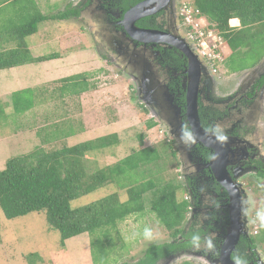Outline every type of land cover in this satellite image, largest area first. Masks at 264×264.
Returning <instances> with one entry per match:
<instances>
[{
    "label": "rangeland",
    "instance_id": "1",
    "mask_svg": "<svg viewBox=\"0 0 264 264\" xmlns=\"http://www.w3.org/2000/svg\"><path fill=\"white\" fill-rule=\"evenodd\" d=\"M82 1L36 0L35 7L44 16H53L63 12L69 5L74 8L81 5ZM193 1L195 0H173L171 7H174L178 15L182 3L191 6ZM0 15L8 16L1 22H12L14 28L22 26L30 19L26 13L20 12V5L17 4L4 7ZM115 17H111L114 18L110 21L112 25L109 24L111 18L108 21L101 20L100 15L91 16L88 12H83L79 20L44 22L39 26L36 35L27 38L25 45L27 47L23 46V49L29 51L34 59L50 55L56 58L41 63H47L46 65L23 66L0 72V113L3 111L2 114L5 116L0 114V171L4 169L8 159L29 154L37 148L53 149L65 145L71 147L116 134L119 145L86 156L89 162L88 168L96 173L113 165H127L131 177L124 179L120 184H108L78 198L72 202V208L91 204L111 194L117 195L120 202H126L131 198L130 192L133 195H142L146 201H149L152 199V192L163 187H166L168 192H175L178 202L185 201V198L190 197L187 193L188 187H185L186 172L182 169L180 160L173 159L170 150L168 151V147L163 144L168 140L171 141L172 137L170 134L165 135V130L157 122V118L151 117L148 112H143V110L148 111L146 105L150 99L145 101L147 96L137 95L135 82L124 70L122 62L117 61V57L113 55L111 50L113 47L109 43L112 39H109L108 35L106 38L103 36L102 26L119 32L116 29ZM118 24L121 25V22ZM133 48L132 46L129 49L131 57H136L144 63L146 58L136 51L133 52ZM99 51L109 58L112 55L116 61L107 63L101 59ZM229 54L230 51L224 44L222 48L224 62ZM224 62L223 65L222 63L215 65L217 72L214 77L216 83L221 85L220 89L233 88L238 81L246 80L253 71L231 75L226 72ZM263 62L264 59L261 63ZM79 75H89L86 82L90 88L80 95L69 91L65 93L63 88L66 87L69 88L68 90H76L67 79ZM30 88L34 89L36 96L38 95L37 103L25 114L15 116L9 106L11 96L15 92ZM260 98L259 109H253L250 115L254 117V123L261 124L257 126V130L263 133L264 89ZM150 121L154 123V127L149 129L147 126ZM54 125H57L61 132ZM55 129L58 135L54 136L52 131ZM63 129L69 133L67 134ZM139 134L144 135L142 145L135 140ZM146 147H156L159 151H164L166 153L164 160L156 165V168L136 169L131 151ZM259 151L256 152L259 154L258 160L264 164V138ZM237 182L241 185L244 196L251 199L255 205L264 203V181L256 175V170L242 171L238 175ZM185 216L183 230L188 228L192 210ZM253 216L254 211L246 217L245 229L247 225L252 232L254 227H257L259 232L264 228L252 222ZM141 221L153 223L158 229L159 235L154 241L128 239V234L138 230V225L142 228ZM110 237L112 247H110L109 260L112 264L134 263L143 256L148 246L172 242L168 232L148 211L143 215L127 218L119 224L118 230L112 232ZM89 241L87 235H82L67 241L62 247L58 232L49 228L42 213H33L8 221L0 209V264H28L29 255H37L35 264H92ZM257 245L259 247L256 252L264 259V244ZM185 262L209 264L202 255L193 252L178 254L175 260L168 259L162 264Z\"/></svg>",
    "mask_w": 264,
    "mask_h": 264
},
{
    "label": "trees",
    "instance_id": "2",
    "mask_svg": "<svg viewBox=\"0 0 264 264\" xmlns=\"http://www.w3.org/2000/svg\"><path fill=\"white\" fill-rule=\"evenodd\" d=\"M122 1L120 10L126 12L142 0ZM9 3L10 6L20 5V12L26 13L30 19L22 26L14 28L12 22H1L8 16L0 15V36L9 35L12 38L7 39L17 42L14 48L7 49L5 45L1 46L4 42L0 39V72L54 60L56 57L53 55L34 59L23 46L27 47V38L36 35L42 23L68 21L77 17L78 11L69 5L63 12L44 16L34 6L33 0L0 1V5ZM192 7L210 24L206 30L217 32L228 47L230 54L224 62L228 74L242 73L261 63L264 59V0H195ZM231 19L239 21V29L230 28ZM100 57L109 63L104 56ZM88 76L79 75L67 79L76 90L62 88L65 93L69 91L76 95L83 94L90 88L86 82ZM36 101L38 95L31 90H25L15 92L11 96L9 106L12 113L19 116L34 108ZM2 113L3 111L1 116ZM54 127L58 128L57 125ZM147 127H154V123L150 121ZM58 131L61 132L59 128ZM52 135H58L56 129L52 131ZM135 140L142 145L144 135H137ZM117 145L118 136L111 134L71 147L65 145L53 149L37 148L29 154L7 160L4 169L0 171V209L4 218L10 221L29 214L42 213L49 228L58 232L62 247L73 238L87 235L90 238L92 264H112L109 260L111 233L116 232L119 224L127 218L143 215L147 211L154 215L171 239H187L190 229L184 235L182 225L189 205L187 201L178 202L175 192H168L166 187L152 192V199L149 201L142 195H133L130 192L131 198L126 202H120L117 195L111 194L91 204L72 208V202L78 198L108 184H120L124 179L131 177L127 165H113L96 173L88 168L86 156ZM165 154L156 147H146L132 149L131 158L136 169L145 170L159 165ZM171 155L174 159L175 153ZM251 244H264V229L251 240ZM189 246V242L181 241L179 244H152L136 262L121 264H162L174 257L177 251ZM27 259L28 264H35L38 257L29 255Z\"/></svg>",
    "mask_w": 264,
    "mask_h": 264
},
{
    "label": "flooded vegetation",
    "instance_id": "3",
    "mask_svg": "<svg viewBox=\"0 0 264 264\" xmlns=\"http://www.w3.org/2000/svg\"><path fill=\"white\" fill-rule=\"evenodd\" d=\"M145 1L149 0H142L139 3ZM122 4V0H83L81 5H77L75 8L71 7L78 11V16L72 19L79 20L83 12H88L91 16L100 15L102 17L101 20L105 21L116 16V29L119 32L102 26L101 30H104L103 36L106 38L108 35L110 36L109 39H112L109 40V43L113 48L109 47V49L111 48L114 57H117V61L122 62L124 70L127 71L130 79L135 82L137 95L142 97L144 91V95L148 96L149 91H154L152 96L161 107L157 108L150 103V107L146 106L148 114L151 117L157 118V122L165 130V135H171L172 139L171 141H167L166 147H168V151L170 150L171 153H175V159L178 158L180 160L182 169L186 172L185 187H188L187 193L190 194L188 199L185 198V201L189 205L186 214L191 213L192 210V216L188 223V228L183 233L186 235L194 223L202 215H206L208 219L204 221L202 231L204 233L214 232L217 234V248L220 251L221 243L230 225L228 210L229 194L216 181L210 167L212 160L208 157L210 154L216 153L219 155L218 157L222 160V163L225 161L224 167L230 179L242 194V198L245 197L244 192L240 187L241 185L237 182L238 175L242 171L254 169L256 170V175L264 181V164L258 160L259 154L256 153L260 150L264 132L260 133L257 130V126L261 124L258 122V124L254 123V117L250 115L253 109H259L260 94L264 89V82H262L264 64L260 66V69L255 74L251 73L246 80L238 81L233 88L225 90V87L220 89L221 85L216 83L214 75L217 72V67L210 66L206 61L198 57L197 53H194L201 64V73L198 78L193 76L195 78L194 88H197V123L200 134H198L199 139L196 144L186 147L178 143L174 137H179L181 124L184 121H188L185 111L186 94L191 84V78L187 71L188 61L168 41L157 44L131 42L123 26L118 23L122 21L123 15L136 5L130 7L126 12H122L120 10ZM179 18L170 3V5L167 4L161 7L156 14L138 20L135 23V27L142 30L163 32L178 38L190 47L187 33L183 30ZM113 20L114 18L109 20L110 25H112L110 21ZM117 41L118 43H116ZM132 46L134 47L133 52L136 51L140 56L146 58L144 62H148L146 66L151 70L150 73L153 80H150L146 76L143 62L136 57H131L132 54L129 49ZM190 50L194 52L191 47ZM98 54L99 56H104L110 63H112V60L116 61L112 55L109 58L100 51ZM223 62L224 60L216 62L215 65L221 63L223 65ZM163 94L168 97L170 105L177 106L180 110V124L176 128L177 130L169 127V113L165 107H162L165 101ZM145 99L148 100L146 97ZM217 123L224 126L229 137L228 141L224 144L211 142L210 138L204 134V128ZM202 141L209 146H211L210 143H214L218 149V153L205 146ZM213 201L218 202V208L215 207ZM243 222H246V218ZM249 229L250 227L246 225V229L244 228L245 233L239 237L234 251L245 256L248 264H264V259L256 252L259 246L251 244V240L258 235V228L254 227L252 232ZM179 241L188 242V238L179 237L177 241L172 239L170 243L179 244ZM190 252L202 255L209 264H221L219 256L197 250L191 244L188 248L177 251L175 255ZM233 252L230 257L231 261Z\"/></svg>",
    "mask_w": 264,
    "mask_h": 264
},
{
    "label": "water",
    "instance_id": "4",
    "mask_svg": "<svg viewBox=\"0 0 264 264\" xmlns=\"http://www.w3.org/2000/svg\"><path fill=\"white\" fill-rule=\"evenodd\" d=\"M173 5V0H149L138 5L134 6L130 10H128L124 15L121 21V25L124 28L125 33L128 35V38L131 42H140V43H166L168 41L171 46L175 47L179 52H181L186 60L188 61V75L191 78L190 87L187 90L186 94V118L188 121L191 122L197 134L199 126L197 123V88H194L195 77L198 78L199 74L201 73V64L197 58V56L190 50V47L181 40L176 37H172L168 34L159 31H151V30H142L135 27V23L145 17L151 16L159 12L161 7L169 4ZM144 68L146 72V76L149 77L150 80H153L152 75L150 73V69L146 66L147 62H144ZM264 64L260 63L257 67L251 69L253 70L251 73L255 74L260 69V66ZM202 70H204L202 68ZM250 70V71H251ZM144 94V91H143ZM154 91H149V95L146 97L148 100L150 99L149 103L146 106L150 107V103L160 108L159 104L153 98ZM165 101L162 107L166 108L169 113V127L172 129H176L179 126V117H180V110L177 106L170 105V101L168 97L163 94ZM145 99V101H148ZM153 111V110H152ZM177 130V129H176ZM205 146L213 149L218 153V149L214 143H210L211 146L207 145L204 141H202ZM217 158L210 162V167L212 172L214 173L216 181L227 191L229 194V219L230 225L227 231L226 236L223 239V242L220 246V255H219V262L221 264H232L230 259L232 252L235 250V246L238 243L239 237L243 235L245 232V216L241 214L240 211V201L242 199V194L240 193L239 189L234 185L232 180L227 173L224 163L222 160ZM176 259V256L171 257L170 261Z\"/></svg>",
    "mask_w": 264,
    "mask_h": 264
},
{
    "label": "clouds",
    "instance_id": "5",
    "mask_svg": "<svg viewBox=\"0 0 264 264\" xmlns=\"http://www.w3.org/2000/svg\"><path fill=\"white\" fill-rule=\"evenodd\" d=\"M200 17L204 22L208 23L206 18L202 16ZM239 28H240V25H239ZM224 44L225 43L223 40V46ZM223 46L221 47V54H222ZM203 131H204L205 136L209 137L210 141L214 143L224 144L229 139L224 126L218 123L207 126L206 128L203 129ZM174 139H176L178 143L183 144L186 147H190L198 142L199 136L197 132L195 131L191 122L184 121L180 127L179 137H174ZM217 155L218 154L216 153H212L209 155L208 158L211 160H215L217 158ZM213 204L215 205V207L217 208L219 207L218 202L213 201ZM240 211H241V214L245 217H247L250 213H253L254 211L252 222L258 223L260 228H264V203H261L259 206H257L251 199L244 197L240 201ZM207 219L208 217L206 215H202L194 223V225L192 226V228L190 229L188 233V242L191 244L193 248L197 250H202V251L209 252V253L219 256L220 251L217 248V234L214 232L204 233L202 231L203 223ZM141 224L143 225L142 228H140L138 225L137 226L138 230L131 231L128 234V239L136 240L140 238L148 242L154 241L159 235L158 229L154 226L153 223L141 221ZM232 264H248V260L245 256H242L238 252L234 251L232 255Z\"/></svg>",
    "mask_w": 264,
    "mask_h": 264
},
{
    "label": "built area",
    "instance_id": "6",
    "mask_svg": "<svg viewBox=\"0 0 264 264\" xmlns=\"http://www.w3.org/2000/svg\"><path fill=\"white\" fill-rule=\"evenodd\" d=\"M178 16L187 33L190 47L193 48L198 57L212 67L215 66L216 62H222L223 39L217 32L206 30L210 25L201 19L200 13L190 5L182 3Z\"/></svg>",
    "mask_w": 264,
    "mask_h": 264
},
{
    "label": "crops",
    "instance_id": "7",
    "mask_svg": "<svg viewBox=\"0 0 264 264\" xmlns=\"http://www.w3.org/2000/svg\"><path fill=\"white\" fill-rule=\"evenodd\" d=\"M33 2H35L34 3V6H36V0H33ZM10 4V3H9ZM9 4H5V5H0V11L4 8V7H7ZM39 11V10H38ZM39 13H40V11H39ZM41 14V13H40ZM43 15V14H42ZM232 22H236V25H232ZM229 26L231 27V28H233V29H238L239 28V21L237 20V19H232V20H230L229 21ZM4 34H2L1 36H0V39L4 42V43H2L1 44V46H3V45H5V48H7V49H12V48H14L16 45H17V42L16 41H14V44H11V42H13L12 40H9V39H7V38H9L10 36L9 35H5V36H3ZM10 38H12V37H10ZM15 40H17L18 41V39L16 38ZM227 47V46H226ZM31 48H33V47H31ZM228 48V47H227ZM47 64V63H46ZM46 64H41V63H39V64H30V65H46ZM30 65H26V67H32V66H30ZM19 68H21V67H19ZM14 69H17V68H14ZM11 70H13V69H11ZM46 77V76H45ZM26 90H31V91H33L34 89L33 88H30V89H26ZM22 91H25V90H22ZM18 92H20V91H18Z\"/></svg>",
    "mask_w": 264,
    "mask_h": 264
},
{
    "label": "bare ground",
    "instance_id": "8",
    "mask_svg": "<svg viewBox=\"0 0 264 264\" xmlns=\"http://www.w3.org/2000/svg\"><path fill=\"white\" fill-rule=\"evenodd\" d=\"M232 25H236V22H232Z\"/></svg>",
    "mask_w": 264,
    "mask_h": 264
}]
</instances>
